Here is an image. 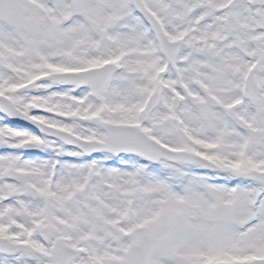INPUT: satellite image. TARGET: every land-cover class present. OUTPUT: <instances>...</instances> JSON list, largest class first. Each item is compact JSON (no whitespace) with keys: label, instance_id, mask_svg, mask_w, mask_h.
<instances>
[{"label":"snow or ice","instance_id":"obj_1","mask_svg":"<svg viewBox=\"0 0 264 264\" xmlns=\"http://www.w3.org/2000/svg\"><path fill=\"white\" fill-rule=\"evenodd\" d=\"M0 264H264V0H0Z\"/></svg>","mask_w":264,"mask_h":264}]
</instances>
